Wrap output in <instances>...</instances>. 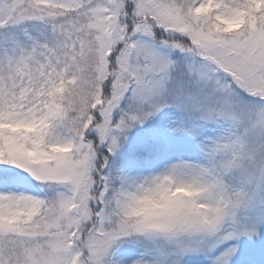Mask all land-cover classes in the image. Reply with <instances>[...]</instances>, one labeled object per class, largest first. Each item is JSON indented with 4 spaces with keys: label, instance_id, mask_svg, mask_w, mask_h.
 <instances>
[{
    "label": "snow or ice",
    "instance_id": "obj_1",
    "mask_svg": "<svg viewBox=\"0 0 264 264\" xmlns=\"http://www.w3.org/2000/svg\"><path fill=\"white\" fill-rule=\"evenodd\" d=\"M0 264H264V0H0Z\"/></svg>",
    "mask_w": 264,
    "mask_h": 264
}]
</instances>
